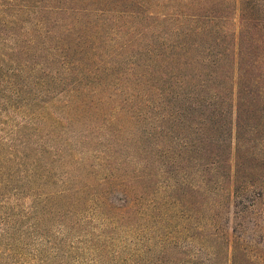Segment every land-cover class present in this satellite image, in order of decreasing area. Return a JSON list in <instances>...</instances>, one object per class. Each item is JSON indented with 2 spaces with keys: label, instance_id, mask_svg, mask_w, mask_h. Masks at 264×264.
<instances>
[{
  "label": "trees",
  "instance_id": "trees-1",
  "mask_svg": "<svg viewBox=\"0 0 264 264\" xmlns=\"http://www.w3.org/2000/svg\"><path fill=\"white\" fill-rule=\"evenodd\" d=\"M92 1L0 0L4 43L22 56L37 47L51 62L42 73L32 60L22 63L2 52L0 83L8 78L13 91L7 103L17 105L32 84L36 93L23 98L30 108L47 96L53 101L71 93L61 120L68 128L53 120L45 129L56 132L55 139L62 136L59 128L71 130L77 145L68 140L62 146L75 161L74 152L86 145L101 152L104 179L119 180L133 199L119 210L122 218L144 214L162 225L153 229L156 250L147 264H250L242 236L225 235L218 223L226 207L233 208L241 232L258 206L264 218V0H210L206 6L202 0L207 12L194 16L178 5L145 12L143 0H132L140 7L132 10L135 26L110 31L104 22L84 19L83 3ZM231 7L240 13L237 31L228 22ZM37 30L57 42L37 46ZM9 60L13 67L3 79ZM50 148L38 155L58 156L63 149ZM76 162L85 174L96 172L88 159ZM126 167L125 178L120 172ZM172 220L184 224L165 229L173 237L161 240L164 221ZM193 222L211 226L195 228ZM177 233L193 241L182 243Z\"/></svg>",
  "mask_w": 264,
  "mask_h": 264
},
{
  "label": "rangeland",
  "instance_id": "rangeland-1",
  "mask_svg": "<svg viewBox=\"0 0 264 264\" xmlns=\"http://www.w3.org/2000/svg\"><path fill=\"white\" fill-rule=\"evenodd\" d=\"M158 1L165 2L143 0L142 11H152L156 8L167 12L178 5L186 15L194 16L207 12L206 8L200 5L202 0H176L166 8L155 7ZM133 2H84L83 7L88 5L83 17L92 23H106L109 31L115 30L119 25L131 28L136 24L131 15L132 10H140ZM187 3L191 4L190 8L185 7ZM209 3L210 0H206L205 6ZM60 15L49 14L50 17ZM239 16L240 13L231 7L228 22L236 31ZM70 19L71 16L66 18V22ZM145 25L149 26L146 22ZM39 31L34 32L38 35L37 46L48 49L57 42L55 38L46 39ZM44 32L46 33L45 30ZM43 40H46V44L42 46ZM23 45L27 48L26 42ZM10 47V43H4L0 38V54L9 50L8 58L12 57L22 63L24 58H28L32 60L33 67L37 66V71L42 73V67L51 63L47 60V54H40L37 47H29V54L23 55L25 57L15 54ZM0 62L2 66L6 64L2 59ZM7 67H13L11 61L2 71L3 79L8 76ZM51 83L52 81H49V84ZM32 86L29 90L23 89L21 98L15 105L7 103L13 92L8 78L0 83V264H147V256L155 249L153 229L156 225H162L154 219L146 218L147 215L142 213V210H147L145 205L138 211L143 214L141 217L129 219V216L122 218V215H119V210L130 207L133 199L125 188L119 185V180L111 182L104 179L106 171L99 168L101 152L95 151L97 149L89 151L88 145L74 152L76 161L88 159L96 164L94 177L89 176L83 168H76L77 162L62 146V143L68 140L73 146L77 145L78 140L71 130L59 128V133L63 132L62 136L55 139L57 133L52 135L45 129L53 120L68 128L67 124L62 123V118L67 111L66 105L71 93L61 94L53 101H49L47 96L43 102L30 108L23 104V98L36 93V87ZM53 146L63 148L58 156L56 152L53 157L38 155L39 149L52 150L50 147ZM24 152L27 156L23 158L21 154ZM126 169L127 167L120 172L125 178ZM262 210L263 207L258 206L251 213L248 223H245L248 229L246 232L242 231L243 233L241 227L236 224L233 208L226 207L218 223L225 235L231 238L237 234L242 236L247 244L248 250L245 253L251 260L250 264H264V218L258 214ZM183 224L182 221H164L161 240L165 237L172 238L171 232L168 231L179 230ZM191 225L201 229L211 226L198 222ZM235 227L239 229L238 233L233 231ZM165 229L168 231H164ZM176 235L182 243L185 239L188 242L193 241L192 237L189 238L190 236L185 234ZM191 247L197 248L198 245ZM191 247L189 246L190 249ZM209 253L205 250L202 255L208 257ZM192 254L196 255L197 251L192 250Z\"/></svg>",
  "mask_w": 264,
  "mask_h": 264
}]
</instances>
